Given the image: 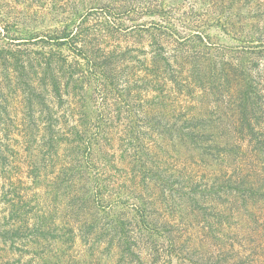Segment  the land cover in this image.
I'll use <instances>...</instances> for the list:
<instances>
[{"label": "rangeland", "instance_id": "1", "mask_svg": "<svg viewBox=\"0 0 264 264\" xmlns=\"http://www.w3.org/2000/svg\"><path fill=\"white\" fill-rule=\"evenodd\" d=\"M0 264H264V0H0Z\"/></svg>", "mask_w": 264, "mask_h": 264}]
</instances>
